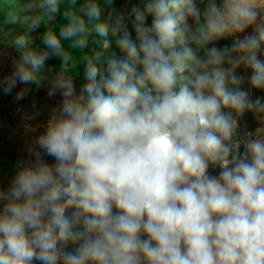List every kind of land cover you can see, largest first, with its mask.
<instances>
[{
    "label": "clouds",
    "instance_id": "clouds-1",
    "mask_svg": "<svg viewBox=\"0 0 264 264\" xmlns=\"http://www.w3.org/2000/svg\"><path fill=\"white\" fill-rule=\"evenodd\" d=\"M4 3L24 31L6 32L2 93L23 101L61 65L0 189V264H264V0Z\"/></svg>",
    "mask_w": 264,
    "mask_h": 264
},
{
    "label": "rangeland",
    "instance_id": "rangeland-1",
    "mask_svg": "<svg viewBox=\"0 0 264 264\" xmlns=\"http://www.w3.org/2000/svg\"><path fill=\"white\" fill-rule=\"evenodd\" d=\"M99 2L101 6H103L104 0H99ZM125 3L131 5L133 3H138V0H114V6L118 10L122 9ZM8 7L9 6L4 3V0H0V18L3 20L7 14ZM150 19L151 18H149V23ZM2 21H0V79L11 73L12 58L19 57V53H17L15 49L10 46L9 41L11 36H7L6 32L9 29H14L15 31L12 33L14 36L15 34H20L24 31V28L19 20L16 24L7 25H4ZM62 21L63 17L58 16L56 23L58 24ZM44 30V26H41L39 32L42 33ZM56 30L58 31V28ZM248 31L251 30L249 29ZM31 35L33 37V43L30 47L40 50L42 45L40 43L38 33H32ZM96 38L99 39L98 37ZM231 42L230 38L220 40L216 42V46L220 47L224 44H230ZM64 44L65 47H67L68 42H64ZM73 54L77 55L76 53ZM60 65L61 62L57 58L48 60L41 73L42 76L45 77L41 87L36 88V86L33 85L31 94L23 101L14 102L12 98V96H14L15 93L23 87V85L18 84L17 88L13 90L12 95L8 96L4 95L2 90H0V189L7 187L8 183L15 174L18 162H28L30 159L26 151L28 145L36 135H39L44 131L43 125L49 119L51 109L60 102L59 95L52 99H49L47 96L48 78L51 75L48 72V68L51 67L54 74L59 72ZM239 71L242 72L243 70L241 69ZM70 72L73 74L75 72L80 73V76L77 77L76 81L77 89H79L80 81L83 77V66L78 65L77 68L70 69ZM245 87H247V85H245ZM254 95H264V93L255 92ZM33 103L36 105L35 109L32 107ZM17 108H20L21 111L18 112ZM37 111L39 112L38 117L29 120L25 119V116H32ZM25 125L28 127L26 128ZM257 127H259L258 121L249 113L245 116L241 123V132L243 133L248 130L254 131ZM46 160L49 163L53 162L49 157H46ZM216 172H218V170H215L213 174H216ZM0 207H2V202H0Z\"/></svg>",
    "mask_w": 264,
    "mask_h": 264
},
{
    "label": "trees",
    "instance_id": "trees-1",
    "mask_svg": "<svg viewBox=\"0 0 264 264\" xmlns=\"http://www.w3.org/2000/svg\"><path fill=\"white\" fill-rule=\"evenodd\" d=\"M3 19L2 18H0V21H2Z\"/></svg>",
    "mask_w": 264,
    "mask_h": 264
}]
</instances>
